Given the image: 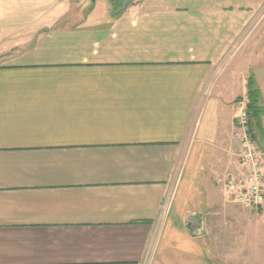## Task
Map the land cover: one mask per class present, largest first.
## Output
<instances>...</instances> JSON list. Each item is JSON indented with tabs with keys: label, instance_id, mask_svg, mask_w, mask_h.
I'll list each match as a JSON object with an SVG mask.
<instances>
[{
	"label": "crops",
	"instance_id": "1",
	"mask_svg": "<svg viewBox=\"0 0 264 264\" xmlns=\"http://www.w3.org/2000/svg\"><path fill=\"white\" fill-rule=\"evenodd\" d=\"M37 1L0 58V264H144L160 225L152 264H231L216 221L250 77L264 106V0Z\"/></svg>",
	"mask_w": 264,
	"mask_h": 264
},
{
	"label": "rangeland",
	"instance_id": "2",
	"mask_svg": "<svg viewBox=\"0 0 264 264\" xmlns=\"http://www.w3.org/2000/svg\"><path fill=\"white\" fill-rule=\"evenodd\" d=\"M4 1L3 5H0V58L2 54L13 45L9 42L18 41L20 37L28 31V28H25L23 25L15 24V22L6 26L7 20H10L8 18L9 15H14L13 10H20L19 8L23 5L32 6L41 3V1L37 0ZM44 3H47V0H45L43 4ZM261 15H264V12L260 14V17H262ZM263 19L264 16L262 19L260 18V20ZM253 36V70L264 71V29L259 26L255 29ZM12 37L13 40L10 39ZM3 62L4 61L0 59V64ZM246 63L249 65V60ZM258 142L261 144L260 141ZM240 169L238 167L236 169L237 171H233L238 173ZM226 198L228 201L222 204V207H219L218 214H221V217L217 219L216 225L218 227V232L222 236L221 238H223V240L225 239L228 244L234 245V251L231 253H223V258L233 260L231 264H264V248L259 247L261 241L264 240V208L260 212L256 210H244L234 204L227 196ZM255 212L256 214H254ZM246 244H250L251 250L249 252H242Z\"/></svg>",
	"mask_w": 264,
	"mask_h": 264
},
{
	"label": "built area",
	"instance_id": "3",
	"mask_svg": "<svg viewBox=\"0 0 264 264\" xmlns=\"http://www.w3.org/2000/svg\"><path fill=\"white\" fill-rule=\"evenodd\" d=\"M249 103L250 99L246 92L236 104L237 117L234 138L240 147L238 160L241 170L236 174H228L223 181V188L226 196L234 204L241 209L252 211L264 208V150L250 133ZM161 231L162 225L155 233L144 264H152Z\"/></svg>",
	"mask_w": 264,
	"mask_h": 264
},
{
	"label": "trees",
	"instance_id": "4",
	"mask_svg": "<svg viewBox=\"0 0 264 264\" xmlns=\"http://www.w3.org/2000/svg\"><path fill=\"white\" fill-rule=\"evenodd\" d=\"M247 95L250 99L248 105L249 123H250V133L254 140L259 141L258 135H263L262 118L264 116V106L261 103V93L256 87V82L253 77H250L247 82ZM259 143V142H258ZM264 150V148H263Z\"/></svg>",
	"mask_w": 264,
	"mask_h": 264
},
{
	"label": "water",
	"instance_id": "5",
	"mask_svg": "<svg viewBox=\"0 0 264 264\" xmlns=\"http://www.w3.org/2000/svg\"><path fill=\"white\" fill-rule=\"evenodd\" d=\"M132 0H127L126 3H130ZM188 223L191 226V229L195 232L204 233V223L202 221L201 215H190L188 217Z\"/></svg>",
	"mask_w": 264,
	"mask_h": 264
}]
</instances>
